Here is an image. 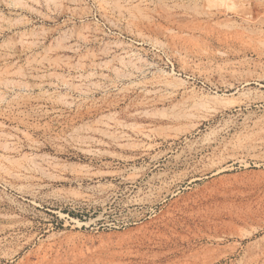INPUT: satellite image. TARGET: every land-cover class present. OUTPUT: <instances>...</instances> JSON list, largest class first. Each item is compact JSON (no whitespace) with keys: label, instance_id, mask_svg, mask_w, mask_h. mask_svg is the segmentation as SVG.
Returning a JSON list of instances; mask_svg holds the SVG:
<instances>
[{"label":"rangeland","instance_id":"rangeland-1","mask_svg":"<svg viewBox=\"0 0 264 264\" xmlns=\"http://www.w3.org/2000/svg\"><path fill=\"white\" fill-rule=\"evenodd\" d=\"M0 157V264H264V0H0Z\"/></svg>","mask_w":264,"mask_h":264},{"label":"bare ground","instance_id":"bare-ground-1","mask_svg":"<svg viewBox=\"0 0 264 264\" xmlns=\"http://www.w3.org/2000/svg\"><path fill=\"white\" fill-rule=\"evenodd\" d=\"M214 101H216V100H214ZM207 104H209V101L200 103L197 107L198 108L199 107H202V108L205 107L204 109L206 110L207 107H208V109L210 107L209 105L207 106ZM171 118H172V120H178L179 119L178 116H171L170 119ZM146 135H148V134H146ZM12 173H13V171H12ZM17 176H15V177H17ZM134 177H135V175H134ZM162 184L163 185L160 186V188H158V189L155 188L153 190H150L145 196H143L138 201L141 204H150L151 205L154 202H156L157 200H160L163 197V194L167 195L168 193H171V189L168 187V182L166 180H164ZM194 203H198V200H194ZM162 220H163V223L160 225H154L153 224L154 222L143 223L142 225L136 226L135 228L131 229L129 232L122 234V240H121L120 245L121 246L134 245V246L142 247V246H145L147 244L157 243V241H160L161 242L160 244L168 245L171 241H174V240L182 239V240L186 241L189 239V237L183 236L182 234L179 233L178 227H179L180 223L177 221L175 215H170L168 217H164ZM191 233L193 235L192 236L193 238L200 237L197 233H193V232H191ZM202 237H205V236H202ZM207 237H210V236H207Z\"/></svg>","mask_w":264,"mask_h":264}]
</instances>
